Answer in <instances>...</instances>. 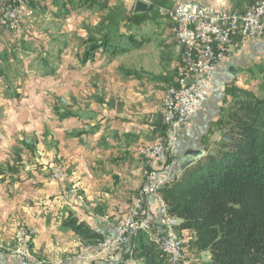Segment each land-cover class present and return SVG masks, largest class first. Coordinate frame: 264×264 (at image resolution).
<instances>
[{
  "label": "crops",
  "instance_id": "1",
  "mask_svg": "<svg viewBox=\"0 0 264 264\" xmlns=\"http://www.w3.org/2000/svg\"><path fill=\"white\" fill-rule=\"evenodd\" d=\"M58 1L32 0L31 6L36 12L47 5L56 19L67 16L75 8L83 15L94 11L96 14L89 18L83 16L85 24L79 25L84 40L88 37L84 36L85 30H90L94 38L107 36L116 42L122 40L123 34H132L133 28H140V34L133 36L141 43L131 47L125 42L130 49L118 55L99 49L93 60L82 63L78 59L75 70L65 69V74L75 75L62 90L66 93L64 112L70 114L58 119L47 87L43 94L35 93L37 89L32 91L29 82L21 84L20 71L15 74L10 69L14 61L15 48L10 47L13 36L8 35L11 32L5 28L4 13L0 12V264H137L142 260L130 257L131 239L113 257H79L77 253L86 242L64 227L63 221L74 215L103 235L114 234L117 223L124 218L137 190L144 184L146 171L155 166L140 150L164 137L162 99L165 90L176 83L183 59L174 34L172 12H159V7L171 10L174 0H153L144 11L134 10L136 0L133 3L132 0ZM194 1L216 10L239 13L255 0ZM118 9L132 19L128 22L133 27L131 30H125L122 20L107 18L106 12ZM152 14L159 17L151 18ZM83 48L82 43L75 49L77 58ZM61 49L68 57L69 44ZM233 74L239 79L234 81ZM262 74L264 33L255 38H238L237 45L232 46L225 60L215 68L211 93L182 127L170 164L158 166L167 180L202 155L213 152L221 143L213 142V138L224 135L220 121L225 119L233 97L242 91L264 97L253 86L254 80L249 79ZM245 81L252 85L244 84ZM230 88L234 90L232 93L227 91ZM48 90L52 88L49 86ZM72 96L75 98L69 100ZM42 125L50 134L53 126L59 131L57 148L50 145L48 148L65 169L63 180L51 176L49 165L37 167L22 160L19 140L31 133L41 134ZM196 150H201L202 155L195 154ZM15 154L20 161L15 159ZM72 185L83 195V203L72 197L60 199L62 190ZM153 206V199L148 196L143 207ZM97 216L102 220L96 221ZM21 222L35 230L32 259H16L6 252L14 244ZM152 224L158 233L161 226L157 215L152 216ZM183 231L193 238L192 231ZM199 253L201 259L209 256L208 251Z\"/></svg>",
  "mask_w": 264,
  "mask_h": 264
},
{
  "label": "trees",
  "instance_id": "2",
  "mask_svg": "<svg viewBox=\"0 0 264 264\" xmlns=\"http://www.w3.org/2000/svg\"><path fill=\"white\" fill-rule=\"evenodd\" d=\"M121 37L131 47L141 43L133 34ZM83 45L82 63L93 60L99 49L110 55L130 49L107 36L87 38ZM220 123L227 140L165 181L159 192L169 213L180 219L178 228L193 232L190 247L209 252L208 260L196 264H264V97L242 91ZM63 226L85 242L103 235L74 215ZM129 251L138 253L143 264H168L145 234L131 239Z\"/></svg>",
  "mask_w": 264,
  "mask_h": 264
},
{
  "label": "built area",
  "instance_id": "3",
  "mask_svg": "<svg viewBox=\"0 0 264 264\" xmlns=\"http://www.w3.org/2000/svg\"><path fill=\"white\" fill-rule=\"evenodd\" d=\"M32 0H0V12L4 13V26L12 33L21 29L23 22L31 18L34 9ZM148 6L153 0H140ZM159 7V11H166ZM175 19L174 34L182 48V66L175 85L169 86L162 99L164 137L143 146L140 152L155 162L145 174L144 184L137 190L133 203L124 218L117 223L114 234L102 238V244L91 247V242L80 248L79 257L92 255L113 257L126 242L141 232L150 234L153 229L152 216L157 215L161 230L150 238L165 253L168 264H180L184 255V240L178 234L180 219L169 213L167 206L156 204V195L167 181L158 169L166 167L176 151L182 127L198 111L213 88L212 80L216 66L223 62L238 38H255L264 33V0H255L243 12L216 10L212 6L194 0H174L170 10ZM226 137H224V141ZM51 176L62 180L66 174L55 162L49 163ZM151 196L154 206L143 207L145 199ZM61 200L68 197L84 202L77 186L72 185L59 194ZM106 219V218H104ZM102 218L97 216L96 221ZM33 230L22 228L15 257L29 255L24 239Z\"/></svg>",
  "mask_w": 264,
  "mask_h": 264
},
{
  "label": "rangeland",
  "instance_id": "4",
  "mask_svg": "<svg viewBox=\"0 0 264 264\" xmlns=\"http://www.w3.org/2000/svg\"><path fill=\"white\" fill-rule=\"evenodd\" d=\"M133 1L134 0H132V3ZM56 2L59 1L55 0V3ZM166 9H167L166 11H159V12L162 13L170 12L168 8ZM92 13L96 14V12L91 11L89 12V14H86L85 12L86 15H83L82 12L76 11L75 8V10L72 9L71 13H68L67 16L63 15L62 17L56 19L52 17V15L54 16L53 11L48 9V6L45 5L41 7L39 10H36V12L34 11L33 16L25 20V22L21 26V29L18 32L8 33L10 37L13 36L12 44L10 47L15 48V50H13L14 61L12 66H10V69L13 70L15 74H17V72L20 71L19 81L21 82V84L29 82L32 86L30 87L32 91L34 89H37L36 91H34L35 93H40L42 91L43 94L45 86L47 87V91H46L47 95H50L52 98L53 112L58 119L65 116L64 96L66 93L65 91L62 90L66 85V83L70 81L71 77L75 78V75L70 76L68 73L65 74V69L75 70V68L77 67V61L79 58H77L75 49L77 47H80L84 40L83 35L80 34L82 31L80 30L79 25L85 24L84 18H89V15H91ZM105 14L108 16L107 17L108 19L110 17L111 18L116 17L117 20H122V24L123 25L125 24L126 31L131 30L133 28V27L130 28L131 24L129 25L128 23L132 19H130L128 17V14L123 12V10L121 9L111 10L110 12L108 11ZM158 17L159 14H156V16L153 14L151 15V18H158ZM131 32L132 34H140V28L137 29L133 28ZM4 35H7V33H5ZM84 36H88L86 38H90L93 37V34L92 32H90V30H85ZM118 40L121 41L123 46L126 45L123 39L122 40L118 39ZM67 43L69 44L71 51L69 56L65 57L64 56L65 54L63 53L64 50L61 48L65 47ZM29 52H33V53L30 54ZM81 53L82 52H80L79 55ZM250 77H251L249 78L250 81L254 80L253 86L257 88V90L260 92V95H264V74L254 76L253 77L254 79H252V76ZM232 79L235 81L239 79V76L233 74ZM244 84L248 86L250 84L252 85L251 82H247V81H245ZM49 86L52 88V90L50 91L48 90ZM232 90L233 89L230 88L227 91H232ZM72 98L74 99L75 96L70 97L69 100H72ZM40 105H41V110H40L41 116H43L44 115L43 100L40 101ZM37 126H40V124H38ZM41 131H42L41 134L36 135L35 133L34 134L31 133L30 135L23 136L22 139L19 140L21 144L20 153L21 154L23 153V156L25 155L24 157L21 155L22 160H25L26 162H31L37 167L44 165L48 166L50 162H55L63 168V166L60 164L59 158L56 156V154L51 155V153H49V148H48V145H50L53 148H57V144L59 142V131L54 130V126H53V130L50 134L48 128H45L43 125ZM224 137H225L224 135L214 136L213 142L216 143L222 142L224 141ZM21 140L26 142V144H28V147L27 145L21 143ZM14 157L15 159L20 161L19 157L16 154ZM51 158L53 160H50ZM13 163L15 164L14 159H13ZM157 199L161 200L162 199L161 195H156V204H159L157 202ZM161 202L165 204L163 199L161 200ZM22 228H30L33 231L30 234L29 238L24 239V246L25 248L29 249V255L20 258V260L32 259L33 253H32L31 243L35 230L31 225L25 222H21L18 225L14 235V244L9 249H7L6 252L9 254V256L16 258L15 250L18 247L19 231ZM155 233L156 232H154V230L152 229L150 231V234L146 232H141L139 234H145L147 238L150 239L155 235ZM139 234H137L136 236H138ZM178 234L184 240V255L182 260L180 261V264H196V262L201 257L199 255L200 254L199 252H196L194 249L190 247L189 232L179 229ZM105 237H108V234L102 235V238ZM102 238L100 239L101 241ZM100 240L91 242V247H95V245L99 244ZM153 242H155L156 244V241ZM137 254L138 253H136L135 255L131 254L130 257H134L135 259H140ZM203 258L204 260H208L209 256ZM137 264H143V263L142 261H138Z\"/></svg>",
  "mask_w": 264,
  "mask_h": 264
},
{
  "label": "water",
  "instance_id": "5",
  "mask_svg": "<svg viewBox=\"0 0 264 264\" xmlns=\"http://www.w3.org/2000/svg\"><path fill=\"white\" fill-rule=\"evenodd\" d=\"M148 7V5L140 0H136L135 2V6H134V10L135 11H144L146 10V8ZM195 154H199L202 155V151L201 150H196L194 152Z\"/></svg>",
  "mask_w": 264,
  "mask_h": 264
},
{
  "label": "bare ground",
  "instance_id": "6",
  "mask_svg": "<svg viewBox=\"0 0 264 264\" xmlns=\"http://www.w3.org/2000/svg\"><path fill=\"white\" fill-rule=\"evenodd\" d=\"M161 200H162V199H161ZM161 200L157 199V202H158L160 205L165 206V204H164L163 202H161ZM99 242H100V243L97 244V245H95V247H98V245L102 244V241H101V240H100Z\"/></svg>",
  "mask_w": 264,
  "mask_h": 264
}]
</instances>
